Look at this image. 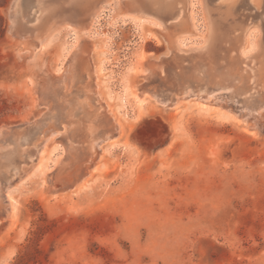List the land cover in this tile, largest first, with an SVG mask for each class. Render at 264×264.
I'll use <instances>...</instances> for the list:
<instances>
[{
  "label": "rangeland",
  "instance_id": "1",
  "mask_svg": "<svg viewBox=\"0 0 264 264\" xmlns=\"http://www.w3.org/2000/svg\"><path fill=\"white\" fill-rule=\"evenodd\" d=\"M261 1L0 0V264H264Z\"/></svg>",
  "mask_w": 264,
  "mask_h": 264
},
{
  "label": "water",
  "instance_id": "2",
  "mask_svg": "<svg viewBox=\"0 0 264 264\" xmlns=\"http://www.w3.org/2000/svg\"><path fill=\"white\" fill-rule=\"evenodd\" d=\"M259 8H261V12H259V15L264 14V0L261 1Z\"/></svg>",
  "mask_w": 264,
  "mask_h": 264
},
{
  "label": "bare ground",
  "instance_id": "3",
  "mask_svg": "<svg viewBox=\"0 0 264 264\" xmlns=\"http://www.w3.org/2000/svg\"><path fill=\"white\" fill-rule=\"evenodd\" d=\"M145 20H146V19H140L139 21H140V23H141V22H145Z\"/></svg>",
  "mask_w": 264,
  "mask_h": 264
}]
</instances>
